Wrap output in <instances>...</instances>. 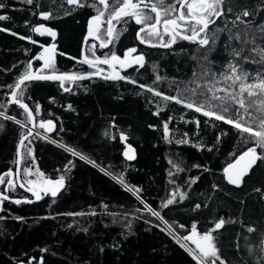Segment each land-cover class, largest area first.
Segmentation results:
<instances>
[{
	"label": "trees",
	"instance_id": "1",
	"mask_svg": "<svg viewBox=\"0 0 264 264\" xmlns=\"http://www.w3.org/2000/svg\"><path fill=\"white\" fill-rule=\"evenodd\" d=\"M90 3L78 7L66 0L32 4L0 0L4 5L0 15L6 17L0 20V113L5 114L0 115V192L10 198L31 199L8 175L16 172L17 145L31 127L27 113L11 104L15 88L10 86L31 70L29 63L38 68L41 63L34 59L49 45L56 46L58 56L44 73L87 72L79 59L88 23L97 15ZM222 7L223 17L206 31L207 46L198 39L180 41L165 51L147 49L143 67L122 70L126 79L41 80L22 86L17 98L25 99L37 131L47 137L35 134L25 142L22 184L36 189L47 179L63 176L66 186L58 196H43L37 204L1 203L0 264H197L196 245L184 239L193 234V227V239L212 233L225 264H264V160L238 187L230 185L224 174L229 164L254 146L250 134L163 99L177 94L193 98L191 88L199 93L210 83L232 91V81L223 79L231 74L230 64L237 66L238 74L247 73L249 83L264 78V56L257 51L264 49V0H224ZM244 10L250 13L241 16L245 23H234ZM109 12L105 11L104 23ZM45 13L50 15L45 18ZM41 25L55 35L36 32ZM135 28L125 24L120 42L126 48L135 42ZM115 52L116 46L109 51L87 48L95 58ZM245 99L247 106L260 97L245 93ZM258 109L254 105L248 110L264 117ZM243 112L240 109L243 119L235 110L225 115L242 124L248 121L256 130L259 120ZM49 120L54 123L50 133L40 126ZM128 147L133 159L125 156ZM261 151L257 148V154ZM221 218L224 226L213 230ZM165 224L194 252L182 246Z\"/></svg>",
	"mask_w": 264,
	"mask_h": 264
},
{
	"label": "snow or ice",
	"instance_id": "2",
	"mask_svg": "<svg viewBox=\"0 0 264 264\" xmlns=\"http://www.w3.org/2000/svg\"><path fill=\"white\" fill-rule=\"evenodd\" d=\"M28 4H32L33 0H26ZM68 5H76L78 7H84L88 0H66ZM224 0H172L170 4H164V0H113L112 3V11L108 13V19L106 23L108 25L106 29V34L109 38L113 37L114 26L113 21L119 22L122 18H130L134 20L135 24L142 25V27L137 32V37L140 40V43H148L150 46H163L170 47L171 43L175 42L176 37L179 35L184 40H192L197 41L201 46H207L209 43L208 37L206 35V31L209 28L210 23H215V18H219L224 15V11L222 5ZM119 5V6H118ZM179 5V7H177ZM97 13L96 16L92 18V23L95 24V32L100 31L101 27V19L105 16V11L109 8V0H91L90 5ZM103 6V7H100ZM162 6V7H161ZM4 5L0 4V8H3ZM186 10V11H185ZM231 12V9H229ZM150 13H154L153 17ZM45 18H47L50 13L43 14ZM250 13L247 10H244L242 13L237 14L236 21L240 23H245L244 20L241 19V16L247 17ZM163 17V20H162ZM6 19L5 16L0 15V20ZM128 20H125V23H128ZM163 24V31H159L158 27ZM36 31H40L39 28ZM50 31V30H49ZM123 31V29H121ZM141 33H145L146 36H141ZM205 35L201 38V34ZM55 35V33H51ZM90 35L93 34V30L90 28ZM164 35H168L171 37L170 41L165 43L163 40ZM147 37V38H146ZM153 37H157L158 40L156 43L152 42ZM239 39V35L236 37ZM112 43V40L109 39L106 42H102V46H106V44ZM93 48L96 45H92ZM264 56V49L257 50ZM136 52L135 48H131L128 50V53ZM235 55H239V53H234ZM39 59L44 60V66L48 67L51 64V57L45 58L43 55L39 57ZM98 59V58H97ZM113 61L119 62L123 64L121 58L115 54H113L110 58H104L100 61L103 64H111ZM144 57L143 55H139L134 58V62L143 67ZM88 63H92V61H87ZM31 67V63H29L28 68ZM229 69L231 74H225L224 81H232L233 90L228 91L227 89L221 88L217 89L214 84H209L206 87L205 91H201L198 93L197 88H191L190 92L193 98H181L179 94L177 96H167L164 95V100H173L176 103H182L185 107L189 109H194L196 112L202 113L205 117H214L216 120L224 121L228 123L242 133H249L252 138L253 145L248 148L239 157L236 159L235 163H231L225 169V173L227 175V179L231 184L239 186L242 178L248 174L251 167L256 163L257 160H264V117H256L254 112H249V108L254 105H259L258 110L264 111V78L256 77L253 82H247V73L238 74V68L236 65L230 64ZM111 79H126L123 76H113V77H105ZM56 79L58 81L67 80H76L83 79V76L77 75H45L34 76L31 71L27 69L23 72V74L19 77L18 82L13 86L17 90H20L21 85H25V81L32 80H50ZM157 80L160 79L159 76L156 77ZM26 87V85H25ZM141 87H144L141 85ZM199 87H205L203 85ZM238 87V91L236 88ZM66 91L68 89H65ZM152 91V89H149ZM225 92L224 96H217L216 92ZM208 93H211L209 96ZM245 93L247 97L257 96L260 99L252 101L250 104L246 106ZM155 95L161 96L163 95L161 92H156ZM197 95L205 97L202 102H198L194 97ZM13 100L19 104L22 109L27 111L28 105L21 103L17 98L16 94L13 93ZM214 101H219V103H214ZM219 109V113L216 111ZM240 109H243V115L248 116L250 119L256 118L259 120L257 125V129L254 130L251 124L248 121L245 123H240L237 120H233L230 116H226L225 114L235 110V114L240 116L243 119V116L240 114ZM0 115H5L4 113H0ZM28 117H32V112L28 111ZM6 119H12V117L5 116ZM20 123V121H16ZM52 121H47V128L49 131L52 129ZM42 128L45 127V124L40 125ZM165 130H167V124H165ZM24 139H27V135H25ZM24 139L20 141V146L24 145ZM257 148H260L262 151L260 154H257ZM131 150V149H130ZM211 149H209L210 151ZM28 153H31V148L27 149ZM74 155H80L73 151ZM125 155L128 156L129 159H133V156L128 155L125 152ZM80 159H86L83 155H80ZM9 176H12L13 173L9 172ZM122 182V181H121ZM3 181L0 180V184ZM29 183H34L30 181ZM48 187L43 188L44 191H50L52 196L57 195V190L64 185V177L61 176L58 180H48L44 182ZM12 185L9 184L8 187ZM23 187V185H21ZM259 191V189H257ZM37 199H40L39 193H34ZM183 198V197H181ZM8 196L4 195L0 192V200H7ZM173 201L169 199L167 201L168 204H171ZM19 203V201H16ZM197 208L200 205H196ZM153 215L159 216L158 212L149 209ZM225 220L219 219L217 223L214 225V229H220L224 226ZM247 230L249 232L253 231L251 227H248ZM192 235L184 237V239L192 241L196 245V249L198 250V254H194V259L197 260V264H217L219 261L220 264H225L222 258L218 255V249L214 244V237L211 232H206L200 239H193L196 235L195 227L192 229ZM183 246V245H182ZM261 249L264 250V237L261 238Z\"/></svg>",
	"mask_w": 264,
	"mask_h": 264
},
{
	"label": "water",
	"instance_id": "3",
	"mask_svg": "<svg viewBox=\"0 0 264 264\" xmlns=\"http://www.w3.org/2000/svg\"><path fill=\"white\" fill-rule=\"evenodd\" d=\"M92 18H93V17H92ZM92 18L90 19V21H89V23H88V31H89V33H90V28L93 30V33L95 32V24L92 23ZM114 22H115V20L113 21V23H114ZM100 23H101V22H100ZM37 28H39L40 31H36ZM37 28L35 29V31L38 32V33L44 34V35H50V36H51V35H52L51 33H54V31H53L51 28L47 27V26H43V25H41V26H38ZM49 30H50V31H49ZM52 36H53V35H52ZM89 39H95V40L99 41V42L101 43V45H102V42H101L96 36H94V34H92V35L89 34V35L85 38V41H84V44H83V49H82V56H83V58H84L85 60H87V61H91V60H89V59L86 57V47H87V42H88ZM111 40H112V38H111ZM110 44H111V43H110ZM149 46H150V45H149ZM163 48H166V47H163ZM57 53H58V52H57V48H56L55 45H49V46H46V47L42 50L41 54H40L38 57H36V58L34 59V60H38V61L41 62V66L39 67V69L37 70V72L34 71V69H33V65H32V63H31V70H30V71L32 72V74H33L34 76H36V75H40V76H45V75H57V76H58V75H62V74H56V73H42L43 71L48 70L49 67L52 65V63H54V62L57 60V56H58ZM41 55H43L45 58L51 57V64H50V66H48V67H45V66H44V60L39 59V57H40ZM121 61H123V60H121ZM123 62H124L123 64H121V63H119V62H115V61H113L111 64H103V63H100V61H92L91 64H93V65H103V66H108V67H110V68L112 69V71H113V74L110 75V76H103V75H100V74L90 73V74L80 75V76H83V79H76V80H67V79H65L64 81L77 83V82H82V81H85V80H91V79H103V80H107V81H109V80H114V79H111V78H107V79H106L105 77H113V76L118 75L119 71L115 69V65H118V64H119V65H122L124 68H128L131 64H134V63H135V62H134V58H131V57H128V58H127L125 61H123ZM131 62H132V63H131ZM135 64H136V63H135ZM50 80H56V79H50ZM35 81H41V80L25 81V84L30 83V82H35ZM22 86H24V85H21V88H22ZM21 88H20V89H21ZM18 92H19V90L14 89L13 92H12V94H11V97H10L11 104H15V105H17V106H19V104L13 100L12 96H13V93H15L16 96H17ZM19 101H20L21 103H24V102L21 101V100H19ZM24 104H26V103H24ZM19 107H20V106H19ZM20 108H21V107H20ZM21 109H22V108H21ZM22 110H24L26 113H28V111H31V112H32V117L30 118V119H31L30 132H29L28 134H26V135H27V139H24L25 136L22 137V138L20 139V141H21L22 139H24V144H25V142H26L29 138H31V137H33L35 134H37L38 131H37V122H36V118H35V115H34L32 109L28 106L27 111H26L25 109H22ZM45 125H46V126L44 127V130H45L46 132L50 133V132L53 131V129H54V123L52 124V129H51V131H49L48 128H47V122L45 123ZM20 141L18 142V145H17V169H16V172H14L13 175L11 176V181H14V180H15L16 183L19 185V187H20L24 192H26L27 194H29L32 198H31V199H18V198H10V197H9V199H7V200H0V215H1L2 210H3V206H2V204H1L3 201H8V202H10V203H16V201H19V203H26V204H31V205H32V204H37V203L41 200V198H42L43 196H45V197L52 196L50 191H44V190H42L43 188L48 187L45 183H44L43 186L38 187V188H36V189L33 188V187H26V186H24V185L22 184V182H21V169H22V158H23V148H24V145H23V146H20ZM77 156H78V155H77ZM78 157L80 158V156H78ZM84 160H86V161L89 162L90 164L96 166L94 163L90 162L89 160H87V159H84ZM235 161H236V160H235ZM235 161H234L233 163H235ZM258 161H259V160H257L256 163L251 167V169L249 170V172H248L247 175L250 174V172L252 171V169L257 165ZM96 167H97V166H96ZM227 167H228V166H227ZM227 167H226V168H227ZM97 168H99V167H97ZM226 168H225V169H226ZM224 174H225L226 181H227L230 185L238 187L237 185L231 184V183L228 181V179H227V175H226V173H225V170H224ZM247 175H245V176L242 178V181H241L240 185L242 184L244 178H245ZM1 180H2V179H1ZM48 180H53V179H47L46 181H48ZM57 180H58V179H57ZM46 181H45V182H46ZM53 181H55V180H53ZM21 185H23V187H21ZM240 185H239V186H240ZM0 186H1V184H0ZM65 186H66V182H65V179H64V185H63L61 188H59V189L57 190V195H56V196H58V195H59V194L65 189ZM34 193H39V195H40V199H37V198H36V195H34ZM56 196H52V197H56ZM263 252H264V250H263Z\"/></svg>",
	"mask_w": 264,
	"mask_h": 264
},
{
	"label": "flooded vegetation",
	"instance_id": "4",
	"mask_svg": "<svg viewBox=\"0 0 264 264\" xmlns=\"http://www.w3.org/2000/svg\"><path fill=\"white\" fill-rule=\"evenodd\" d=\"M111 1V3L109 4V8L106 10V13L109 12L111 9H112V3H113V0H109ZM172 3V0H164V4H170ZM119 6V5H118ZM162 7V6H161ZM177 7H179V5H177ZM223 8V7H222ZM186 11V10H185ZM153 17L155 16L154 13H150ZM96 16V15H93V17ZM221 18L223 17L220 16ZM219 17V18H220ZM217 18V19H219ZM216 19V18H215ZM125 20H128L129 22L128 23H132L133 25L136 26L135 28V42L129 46V47H125L123 45V43L121 44V38H123V35L125 34ZM162 20H163V17H162ZM121 22L117 23V21H115L113 23V26H114V32H113V37L112 38V43L110 44H106V46H102L101 43L95 39H89L88 42H87V47H86V57L91 60V61H101L103 60L104 58H95L93 57L92 54L90 53H87V48L88 46H91L92 45H96V47L94 48L95 50H97L98 48H101L105 51H109L111 48L115 47L116 46V52L114 53L115 55L119 56L121 58V60L125 61L128 57H131V58H135L139 55H143L144 57V61H143V65L146 63V60H147V49H152V50H162V51H165V50H170L172 49L174 46L177 45L178 42L180 41H185V42H188V41H192V40H184L182 39L181 36H177L176 39H175V42L174 43H171V46L170 47H166V48H163V46H149L150 44L148 43H140V40L138 39L137 37V32L139 31V29L142 27V25H137L135 24L134 20H131L130 18H122L120 20ZM117 23V24H115ZM108 25L107 23H104L101 19V27H100V31L99 32H94V36H96L101 42H106L107 40L111 39L107 36L106 34V29H107ZM121 29H123V31H121ZM158 30L159 31H163V24L161 23V25L158 27ZM203 34V33H202ZM201 34V35H202ZM89 35V31H88V26H87V31H86V35L85 37L83 38V44H84V41H85V38ZM141 36H146L145 33H141ZM147 38V37H146ZM152 39V42L153 43H156L158 38L157 37H153L151 38ZM171 39L170 36L168 35H164L163 37V40L165 43L169 42ZM199 39V38H198ZM93 41V42H92ZM121 44V45H120ZM160 47V49H159ZM131 48H135L136 49V52L134 53H131L129 54L128 53V50L131 49ZM155 48V49H154ZM82 49H83V45H82ZM82 49H81V59H79V63H84L86 64L85 66V70L87 72L85 73H82V74H90V73H95V74H100V75H103V76H110L113 74V71L110 67L108 66H103V65H93V64H90L87 62V60H85L82 56ZM88 55V56H87ZM110 58L111 56L108 57V54L105 55V58ZM41 63V62H40ZM132 63V62H131ZM139 64H131L128 68H124L122 65H115V69L119 71L118 75L121 76L122 74V70H127V69H130L132 67H135ZM41 66V64L38 66V68L36 69V71L39 69V67ZM91 67H95L94 70L95 71H89L91 70ZM34 69V68H33ZM35 70V69H34ZM84 70V69H82ZM80 74V75H82ZM79 75V76H80ZM11 181V179H10ZM15 181V180H14ZM14 181H11V183H15ZM8 188V187H7ZM32 198V197H31Z\"/></svg>",
	"mask_w": 264,
	"mask_h": 264
},
{
	"label": "rangeland",
	"instance_id": "5",
	"mask_svg": "<svg viewBox=\"0 0 264 264\" xmlns=\"http://www.w3.org/2000/svg\"><path fill=\"white\" fill-rule=\"evenodd\" d=\"M38 135H40V136H43V137H45V138H47L44 134H42L41 132H38L37 133ZM131 148L130 147H128L127 148V150L125 151V152H127L128 153V155H130V156H134V153H133V151H132V149L130 150ZM126 156V155H125ZM96 165V164H95ZM97 166V165H96ZM97 167H99V166H97ZM99 169L101 170V171H103V172H106L105 170H103V169H101L100 167H99ZM131 191V190H130ZM159 218V217H158ZM160 219V218H159ZM163 223V222H162ZM166 225V224H165ZM167 226V225H166ZM168 228H167V230L171 233V234H173L174 235V237L176 238V240L181 244V245H183L185 248H187L188 250H190L192 253L194 252L193 250H192V248L182 239V238H179V237H177L174 233H173V231H172V228H170L169 226H167ZM186 243V244H185Z\"/></svg>",
	"mask_w": 264,
	"mask_h": 264
},
{
	"label": "bare ground",
	"instance_id": "6",
	"mask_svg": "<svg viewBox=\"0 0 264 264\" xmlns=\"http://www.w3.org/2000/svg\"><path fill=\"white\" fill-rule=\"evenodd\" d=\"M155 49V48H154ZM159 49H160V47H159ZM35 72H37L36 70H34ZM67 83V82H66ZM65 83V84H66ZM67 84H69V83H67ZM33 85V84H32ZM56 85V84H55ZM64 86V85H63ZM27 87V86H26ZM32 87V86H31ZM56 87V86H55ZM74 88V87H73ZM24 89V88H23ZM24 91H25V89H24ZM61 92V91H60ZM63 92V91H62ZM25 93H27V92H25ZM27 95V94H26ZM30 95V94H29ZM27 97V96H26ZM20 99V98H19ZM22 99V98H21ZM24 99V98H23ZM31 100V99H30ZM54 100V99H53ZM52 100V101H53ZM23 101H25V99L23 100ZM38 103H40L39 101H38ZM54 103H56V102H54ZM42 107V106H41ZM40 109V108H39ZM41 110V109H40ZM43 112V111H42ZM46 112V111H45ZM36 113V112H35ZM48 114V113H47ZM51 114V113H50ZM45 115V114H44ZM52 116H53V114H52ZM56 116V115H55ZM46 117V116H45ZM111 129V128H110ZM122 163V162H121ZM121 166H125V165H121ZM119 167V166H118ZM21 171H22V169H21ZM131 171V170H130ZM22 182V181H21ZM109 205V204H108ZM3 206V205H2ZM133 218V217H132ZM173 237H174V235H173ZM186 244V243H185Z\"/></svg>",
	"mask_w": 264,
	"mask_h": 264
}]
</instances>
